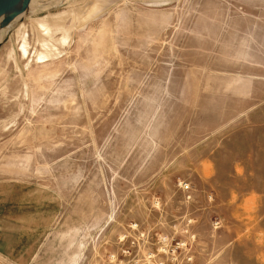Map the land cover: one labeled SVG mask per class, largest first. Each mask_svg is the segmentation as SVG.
I'll return each mask as SVG.
<instances>
[{"label":"rangeland","instance_id":"374dc122","mask_svg":"<svg viewBox=\"0 0 264 264\" xmlns=\"http://www.w3.org/2000/svg\"><path fill=\"white\" fill-rule=\"evenodd\" d=\"M29 5L0 42V264H264V0Z\"/></svg>","mask_w":264,"mask_h":264},{"label":"water","instance_id":"95a60500","mask_svg":"<svg viewBox=\"0 0 264 264\" xmlns=\"http://www.w3.org/2000/svg\"><path fill=\"white\" fill-rule=\"evenodd\" d=\"M30 0H0V28L6 27L16 16L24 13Z\"/></svg>","mask_w":264,"mask_h":264},{"label":"bare ground","instance_id":"6f19581e","mask_svg":"<svg viewBox=\"0 0 264 264\" xmlns=\"http://www.w3.org/2000/svg\"><path fill=\"white\" fill-rule=\"evenodd\" d=\"M31 7H32V5H28V8L26 9V11L28 10V9H30V10H32L31 9ZM25 11V12H26ZM24 12V13H25ZM29 12V11H28ZM24 13H21V14H19L18 16H16L6 27H4V28H0V42H1V40H2V38H3V34H2V29H5V28H7L12 22H14L15 20H17V19H19ZM1 20H2V18H0V22H1ZM3 41V40H2Z\"/></svg>","mask_w":264,"mask_h":264}]
</instances>
